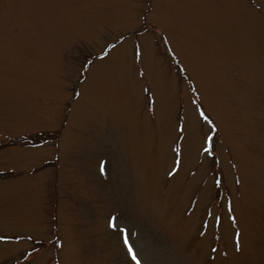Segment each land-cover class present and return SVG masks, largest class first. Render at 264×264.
I'll use <instances>...</instances> for the list:
<instances>
[{
	"label": "rangeland",
	"instance_id": "374dc122",
	"mask_svg": "<svg viewBox=\"0 0 264 264\" xmlns=\"http://www.w3.org/2000/svg\"><path fill=\"white\" fill-rule=\"evenodd\" d=\"M124 229L264 264V0H0V264H136Z\"/></svg>",
	"mask_w": 264,
	"mask_h": 264
},
{
	"label": "snow or ice",
	"instance_id": "6c2138e0",
	"mask_svg": "<svg viewBox=\"0 0 264 264\" xmlns=\"http://www.w3.org/2000/svg\"><path fill=\"white\" fill-rule=\"evenodd\" d=\"M200 115L204 118V120L208 121L209 123H211V121L209 120V117L204 113V111L201 109L200 110ZM207 143L208 146L204 149L205 152H208L211 149V137L207 138ZM177 151H179V149H177ZM177 167L173 169V172L177 171L178 167H179V160H177ZM101 171H104V167L103 164L101 166ZM171 174V173H170ZM219 182V181H217ZM209 215H212V213H208ZM232 219H235V217H232ZM115 224H112V227H115ZM124 244L127 246V250L129 252V254L132 257V260H134L136 262V264H141V260L137 255V250L133 247L132 243H130L129 241V230L128 229H124ZM7 237H0V239H6Z\"/></svg>",
	"mask_w": 264,
	"mask_h": 264
}]
</instances>
